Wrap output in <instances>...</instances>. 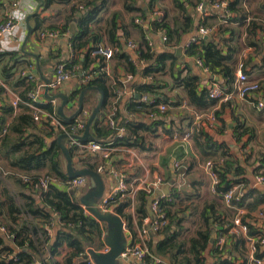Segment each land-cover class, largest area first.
I'll return each mask as SVG.
<instances>
[{
    "label": "trees",
    "instance_id": "1",
    "mask_svg": "<svg viewBox=\"0 0 264 264\" xmlns=\"http://www.w3.org/2000/svg\"><path fill=\"white\" fill-rule=\"evenodd\" d=\"M143 1L145 5L139 6L137 0H125V9L140 15L144 20L147 18L148 12L150 13L155 9L154 5L157 0ZM215 1L211 0V3ZM175 2L176 6L183 11V19L179 20L178 16H175L172 18L173 25L168 18V11L165 9H161L164 11L163 17L150 21L151 28L144 27L142 23H136L135 17H133L132 22L136 24L135 26L140 32L136 58L131 53L123 52L122 50V43L120 37L117 35L119 28L117 25V13L113 14L105 22L108 27V42L97 41L89 45L93 34V23H99L102 20V17L99 18V16L104 3L97 4L93 0L79 2L71 7V14L68 15L65 24L60 26V28L57 26L51 27V29L59 28L63 32H68L71 21L77 20L78 29L70 37L73 56L66 61V67L72 69L75 66L77 70V65L83 61L82 68L85 75L97 73L87 83H82V86H99L105 92L104 103L91 127L94 140L100 144L111 145L118 149L135 146L145 148L146 145L143 135H141L142 132L149 131L155 133L160 126H163L164 131L172 134L173 128L165 127V114L167 111L164 114H158L150 120L145 118L131 120L122 115V112L119 110L117 114V118H120L119 124L126 128L125 134L121 136L117 134L115 128L105 123L104 118L107 114L108 106L112 104L115 96H117V91L126 87H130L135 91L132 99L126 103L125 109L129 113L142 112L146 116L153 110H157L156 106L160 103H165L168 106L176 104V102L168 99V96L163 91L168 83L163 82L156 76L158 73L166 70L169 61H174L177 57L173 51L167 48L163 51L155 49L150 44V35L159 31L163 32L167 37L165 43L169 47L176 48L186 33L196 35L199 27L206 25L202 16H198L199 12L196 7L200 2H204L207 7L209 0H200L194 5V9L187 8L186 3L180 0H175ZM226 2L227 11L231 10L234 12L237 10V6L240 5L241 0H226ZM213 13L214 16L217 15L218 17L221 14L219 11H213ZM242 17L244 18L246 15ZM230 19L231 21L233 20L232 17ZM230 19L226 21L230 22ZM257 27L262 30L264 38V24L262 22L256 24L254 21L252 30L255 31ZM220 29L221 31H226L229 28L221 25ZM234 33L232 31V34ZM93 36L94 38H98L95 34ZM221 41L224 43L228 42L227 51H225L223 43L216 44L214 41H208L201 37H197V41L190 42L184 49L189 55L196 56L202 60L204 67L208 68L212 76V83H221L226 87V91H231L236 79L235 58L241 46L234 40L233 35L222 37ZM100 43H107L111 47H119L121 50L119 56L123 60L121 64L125 67L127 73L133 74L134 77L140 74L145 80L142 83H126L124 80L118 78L113 83H110L108 73L102 70L107 65L106 59L102 55H92L93 50ZM261 44L262 42H257L258 46H261ZM84 48H87V51L84 54V59L81 60L78 53ZM116 52L115 50L113 57ZM251 60L252 58L247 59L245 64L247 65ZM170 69L174 75L172 66ZM149 77L151 79H148ZM175 81L185 89L188 95L187 102L201 111H207L211 105L219 101L210 96L207 86L200 88V80L197 75L189 73L182 76V70H178ZM17 85H23L22 90L19 92L23 101H30L29 94L36 91L37 85L35 81L24 78L20 82H17ZM4 91L5 89L0 86V95ZM146 92L154 96L153 102L141 101L140 98L137 99L135 97L137 93L143 94ZM79 93L80 89L76 90L74 93L75 97ZM111 98L113 99L112 101ZM0 100L2 101L0 103V130L6 126L8 129L0 142V227L6 229L5 234L14 243L12 246L6 245L2 235H0V264H34L35 260H40L42 264H74L76 260L84 264L85 258L88 257L87 250L89 247L100 249L105 245L103 236L106 228L105 225L79 204L76 191L72 193L65 186L69 177L66 174V160L57 141L60 133L47 120L36 121L32 109L23 102H20L18 107H15L7 97H1ZM40 106L49 111H53L54 109V105L51 103H41ZM215 112L218 118H220L218 111L215 110ZM12 114H15L14 118L9 121V117ZM191 125L192 117L189 127ZM177 131L182 132L183 129ZM196 136H205L206 138L205 144L200 146V150L204 156L212 158L217 156L209 160L214 161L215 170L219 174L220 181L217 185L219 194L222 196V193L228 191L234 184H242L244 186L242 197L239 200L233 199L231 205L235 208H245L247 210V213L242 216V220L243 223L248 225L251 235H264L258 231L259 225L255 222L256 220L252 215L264 203V192L258 187H250V180L245 176V169L241 163L237 160L227 159L225 151H220L221 146L215 143L207 130L203 129L201 132L195 133L192 138L195 139L197 138ZM209 149L212 152L208 153ZM70 151L73 158H75L74 148H70ZM220 158L225 159V161L222 159V163L219 162ZM80 160H83V165L95 170L98 169L97 165L91 163L89 158L81 157ZM5 171L11 172L9 176L13 180L10 179L21 190H16L6 183L5 179L1 176ZM22 175L29 176V180H24ZM42 175H51L58 181L50 183L44 189L39 184V178ZM122 197L124 196L118 195L115 203L119 202ZM149 197L150 195L146 190L139 189L137 191L134 202L140 227L143 226L144 219L149 216L147 210ZM176 197H178V193L175 188L168 197L160 200L161 207L166 213L169 224L158 232V234L164 235L163 238L157 237V239L149 242V250L151 254L162 259L170 254L171 261L175 264H205L206 258L204 253L208 244L212 241V231L215 228L209 222L208 213L210 211L212 214H215V207L214 205H210L205 208L203 217L208 227L205 230L198 231L199 237L182 239L181 236L184 228L182 218L178 215V212L173 213L171 211V206L175 204L174 200ZM132 203L131 198L123 199L116 207L117 213L125 218H129L131 214L127 213L126 209ZM223 218L220 214L215 221L223 220ZM49 228H51V231ZM238 242L244 244L243 253L245 255L248 250L246 239H240ZM65 247L69 251L61 261L58 259V256ZM258 247L260 249L261 245L259 244ZM214 252L218 253V248ZM262 254L258 250L257 255L261 256ZM38 255H41V258ZM148 260L152 261V257L148 256ZM227 262L220 264H227ZM156 264L166 263L162 261Z\"/></svg>",
    "mask_w": 264,
    "mask_h": 264
},
{
    "label": "crops",
    "instance_id": "2",
    "mask_svg": "<svg viewBox=\"0 0 264 264\" xmlns=\"http://www.w3.org/2000/svg\"><path fill=\"white\" fill-rule=\"evenodd\" d=\"M15 1L19 2L17 7L13 6V2ZM84 1L86 0H0V23H2L9 14L19 19V26L16 32L9 36L10 42L8 45L13 47V49L10 51L0 50V77L7 86L5 91L1 93L0 98L7 97L11 102L13 96L19 94L23 85L18 86L17 82H20V80L24 78L26 79V77L22 75V71L26 70L36 75V91L39 89L40 103H51L57 111L58 106L62 103V99H54L55 101H53L48 99V97L57 93L66 94V92L69 91L70 101L74 105H67L64 112L67 116H72L75 113L78 107L79 95L75 97L74 93L76 90L81 89L83 85V77L79 75L80 72L84 73L82 68L83 61L77 65L76 74L70 80L63 83L58 89L49 90V93L46 94L45 89L40 88L41 83H46V80L51 81L56 78L55 67L59 61L66 62L73 56L70 44L72 33L69 30L68 33L56 38L47 37L41 39L39 37V32L44 29H51L52 26L60 28V26L66 23L68 15L71 14V7L76 5V3ZM137 1L139 6L145 5L143 0ZM180 1L186 3L187 8L194 9V5L200 0ZM36 2L38 6L35 7L34 4ZM93 2L97 4L104 3L99 18H103L104 16L107 18L113 16L115 13L118 14L117 25L119 28L117 35L120 37L122 50L123 52L126 51L131 53L136 58L137 42L140 38V32L132 20L133 17H135V21L137 19H142L140 15L126 10L125 0H93ZM190 3L193 4L190 5ZM154 7L168 11V18L171 20L172 25V18L175 16H178L179 20L183 19V11L176 6L175 0H157ZM263 7L264 0H241L240 5L237 6V10L234 12L228 10L226 14L227 20L231 17L233 20L231 21L230 19V22H222L220 15L219 17L217 15L214 16L212 3L211 0H209L206 7L208 11L207 15L202 16L199 13L198 16H202L207 26H212L214 28L211 35L212 39L209 41H214L216 44L223 43L225 51L228 50V42H222V37H230L233 35L234 40L240 44L241 48L237 52L235 58L236 76L238 74L237 65L239 61L244 60L245 62L247 59L252 58L250 63L247 65L245 64L246 71L252 81H256L260 84L259 97L264 99V38L260 28L257 27L255 31L252 30L254 21L256 24L261 22L264 24ZM243 15H246V17L243 18ZM151 20L148 14L147 18L144 19L142 23L144 27L151 28ZM73 21L74 20H72L71 23ZM136 23L138 22L136 21ZM221 25L229 29L221 31ZM107 30L108 27L106 23L103 26L98 23H93V34L97 35L98 38H94L92 34L89 45L97 41L108 42ZM232 31L235 33L232 34ZM163 34L164 33L160 31L152 33V35H150V44L153 45L155 49H158V51H163L167 48L173 51L177 57L176 60L169 61L166 70L158 73L156 76L163 82L168 83L163 91L168 96V99L172 102H176V104L169 106L165 114V127H172V134L164 131L163 126H160L155 133L149 131L141 133L145 141V148L135 146L128 149L123 148L115 150L111 153L108 160H103L99 153L89 154L85 157L86 159L89 158L91 163L96 164L97 168L102 163L105 164V169L101 172L106 182L105 194L109 193L117 185L119 177H123L128 183L130 193L122 197L112 208L116 211V207L125 198H131L133 201L132 205L126 209V212L130 213L131 216L129 218L122 216L125 221L124 231L127 235L129 244L142 243L144 246H148L149 242L153 239H157V237L163 238L164 236L163 234H154L153 232H150L147 236L142 235L134 202L140 184L145 181H153L157 176H162L165 181L161 190L171 181L173 183L170 185L169 194L173 192V189H177L178 197L175 198V204L171 206V211L173 213L178 212V215L182 218L184 228L181 238L190 239L192 237H199L198 231L205 230L208 227L203 217V212L207 206L214 205L215 214L209 211L208 216L211 226L213 228L215 227L212 231L215 238L214 241L208 244L205 250V264H220L226 261H228L227 264H237L244 260L247 255V252L245 255L243 253L244 244L238 242L240 239H245L244 235L242 233L237 235L231 232L233 218L237 214V209L228 205L221 194L215 193L212 190V179L205 169V162L217 156L214 158L207 157L201 152L200 146L205 144V136H196L197 138L195 139L192 138L188 142V145H183L173 138V133L175 131L179 129L184 130L190 126L192 117L184 106V103L188 100V95L183 86L180 84L178 85L175 81L178 70H182V76L189 73L197 75L200 80V88L204 86L209 88L212 83V76L205 67L199 65L196 56H191L185 52L184 46L193 35L192 33H186L182 37L181 43L176 46V48L169 47V45L163 41ZM129 41L136 43L137 46L135 48L130 47L128 44ZM257 42H262L261 46H258ZM179 47L183 48L182 57L176 55L177 48ZM113 48L117 51L115 56L110 60H106L110 83H113V81H116L118 78L125 80L129 74L121 64L123 61L119 56L121 50L117 46ZM86 51L87 48L79 51L78 55L81 60L84 59ZM171 66L175 76L171 72ZM144 80L145 79L138 74L130 82L142 83ZM8 89L11 92H8ZM123 90L125 92L121 96L119 105V110L122 112V115L131 120L145 118V114L142 112L129 113L125 109L126 103L132 99L134 94L131 93L133 89L130 87L123 88ZM136 95L137 94H135V97ZM99 98V91H89L87 93L84 108L88 109L90 112L89 117L93 108L98 103ZM257 99L258 96L256 98L255 95H247L243 99L234 98L231 102L218 101L211 105L208 110L215 109L218 111L220 117L219 121L222 126L221 130L218 132L207 131L208 134L212 136L215 143L221 146L220 151H225L227 159L237 160L241 163L245 169V176L250 180V187H258L264 192V185H255L254 183L257 173L264 174V110L256 108L255 102ZM112 100L111 98V101ZM180 100H182L183 103L180 102ZM0 103H2L1 100ZM14 115L15 114H12L9 117V121L14 118ZM210 150L211 149L208 150V153L212 152ZM73 159L77 168L85 166L82 164L83 160H80L81 157L75 156ZM222 159L223 158H220L219 162L222 163ZM176 161L180 163L179 167H175L174 164ZM223 161H225V159H223ZM5 172L6 174L4 173L1 176L5 179L6 183L16 190H21L18 185L13 184V179L9 176L11 172ZM59 186L63 188L61 184H59ZM88 188L89 181L79 190L85 192ZM79 190L77 189L76 192ZM76 196L78 197L79 204H81L79 196L77 194ZM244 213H247L246 209ZM220 214L224 217L223 220L215 221ZM252 215L256 220L255 222L259 225L258 231L264 234V203L261 204ZM102 224L105 225L104 223ZM1 233L3 232L0 231V235ZM220 237H224V242L221 245L218 244ZM6 238L11 242V246L14 245L10 238L7 236ZM104 238L105 234L103 236V241ZM3 239L5 244L8 245L5 238ZM105 248L106 246L103 245L100 249H95L102 251V249ZM217 248L218 253L214 252ZM260 249L261 254L264 252V246H261ZM68 251L69 249L65 247L59 254L58 259L62 261ZM170 256L169 254L161 259L166 264H175L172 263ZM126 264H137V260L131 259Z\"/></svg>",
    "mask_w": 264,
    "mask_h": 264
},
{
    "label": "built area",
    "instance_id": "3",
    "mask_svg": "<svg viewBox=\"0 0 264 264\" xmlns=\"http://www.w3.org/2000/svg\"><path fill=\"white\" fill-rule=\"evenodd\" d=\"M19 5L18 1L13 2V6L17 7ZM34 6H38V3L36 2ZM227 2L226 0H216L212 3V9L213 11H219L221 12L220 19L221 21H226V14L228 11L226 10ZM197 11L202 16L207 15V9L204 4V2H200L197 4L196 7ZM151 17V19H156L163 17L164 11L161 10V8H155L152 12L148 13ZM138 23H143V19H137ZM19 26V19L18 17L15 18L14 15L9 14L6 19L0 23V50L2 51H10L13 49V47H10L8 44L10 42L9 36L13 35L17 28ZM212 27L207 25H201L196 33V35H192L189 41L185 44L184 48L193 41H197V37L203 38L207 35H212L213 32ZM68 32H63L61 29H44L39 32V37L41 39H45L47 37L50 38H56L60 35H64ZM163 41L165 42L167 40V37L163 34L162 36ZM129 46L135 48L137 46L136 43H133L132 41H129ZM8 45V47H7ZM115 49L108 45L107 43H100L92 52V55H102L106 60H110L113 58ZM199 65L203 66V62L201 59L197 60ZM207 71L208 68L205 67ZM56 70V78L54 80H51L48 83H41L40 88L49 90H56L58 89L63 83L70 80L77 72L76 67L74 66L72 69L66 67V62L59 61L56 64L55 67ZM102 70L108 71L107 66L103 68ZM22 75H24L28 80L30 81H36V75L30 71H22ZM94 75H97L96 72H94L92 75H83L82 81L83 83H87L90 78H92ZM134 78L133 74H128L127 78L124 80V82H130ZM148 79H151L149 77ZM0 86L4 89L7 88L6 84L0 77ZM259 91H260V84L256 81H252L249 77V74L245 70V62L244 60L239 61L238 63V74L236 76L234 87L231 91H226V87L223 86L221 83L213 82L211 83L209 87V93L212 98H216L221 102H228L231 101L234 98H240L243 99L247 95H255V97L258 99L256 100V108L259 110H264V99L259 97ZM8 92H11L8 89ZM125 91L123 89H119L117 91V96H115L112 104L109 106L107 114L105 115V123L111 126L112 128H115L117 130L118 135H123L126 132V128L123 125L119 124L120 118H117V114L119 111V105H120V99ZM132 94L135 93L134 90L131 91ZM138 94V93H137ZM31 100L26 102L23 101V99L20 97V95L13 96L12 104L15 107H18L20 102H23L28 107H30L33 111L34 119L38 122H41L42 120H47L50 125H53L55 130L58 133H67L68 135H80L84 132L90 112L88 109L83 108L80 113L72 120H69V122H66V120L62 119L56 111V108L54 107L53 111H49L47 109H44L42 106H40L39 101V89L37 91H33L30 94ZM140 100L145 102H153L154 96L149 93H143L140 94ZM137 98V97H136ZM138 99V98H137ZM55 101V100H53ZM185 108L190 112L192 115V125L189 128H185L182 132L175 131L173 133V138L175 140L179 141L183 145H188L189 141L192 139L193 135L195 133L201 132L203 129L209 130V131H219L220 130V121L218 116L216 115L215 109L207 110V111H201L193 106H191L188 102L184 103ZM169 106L165 103H160L156 106L157 110H153L151 113L147 114L145 116V119H153L158 114H164L168 110ZM8 129L7 126L4 127L2 130H0V142L3 136L7 133ZM67 146L70 148H74L76 156L79 157H85L89 154H97L99 153L103 160H108L111 156V153L115 150H119L117 147H113L111 145H103L95 140H89L86 142L77 140L73 137H70L67 141ZM128 149V148H126ZM175 167H179L180 163L178 161L175 162ZM105 169V164L102 163L98 167V171L101 173ZM205 169L207 170V173L210 175L212 179L211 188L215 193H219L217 190V185L220 181L219 174L215 170V163L213 160H207L205 162ZM6 174V172H4ZM24 180H29V176L22 175ZM58 181L55 177L51 175H42L39 178V184L46 189L50 183ZM89 179L85 176H77L75 178H69V180L66 181L65 186L67 189H81L83 188ZM164 178L162 176H157L156 179L153 181H145L144 183L140 184L138 187L139 189H144L148 192L150 197L157 194L160 190L162 185L164 184ZM255 185H264V174L263 173H257L255 175L254 179ZM242 184H234L228 191L222 193L223 199L228 205H231V201L233 199L239 200L243 193ZM80 191V190H79ZM128 193H130L129 185L126 182V180L123 177H119L117 185L107 194H105L99 202V208L102 211H113L116 212L112 206L115 204L116 197L118 195L125 196ZM169 194H162L160 196H157L153 203L151 204L152 211L154 213V216L149 215L146 217L143 221V226L141 227V233L143 236L149 235L150 232L157 233L164 228L166 225L169 224V220L166 217V213L161 207L160 200L162 198L168 197ZM149 197V198H150ZM84 209L89 212L86 207L82 204ZM232 206V205H231ZM237 214L233 218V227L231 229V232L234 234L242 233L248 243V250L247 255L244 260L238 262L237 264H264V252L261 256L257 255L258 250L261 252V249H259V244L261 246H264V235H258L254 236L251 235L249 232V227L247 224L243 223L242 216L245 214V208H236ZM90 213V212H89ZM91 214V213H90ZM92 215V214H91ZM58 217V216H56ZM54 224V222H52ZM51 231V228H49ZM1 232L4 234L6 233V229L4 227H1ZM8 238L9 236L6 235ZM224 242V237H220L218 240V244H222ZM108 247L105 249H102L103 252L107 251ZM88 257L85 258L84 264H94L93 258L91 256V253L89 250H87ZM122 258H132L134 260H137V264H156L159 262H162V259L151 254L149 247L144 246L142 243H134L129 244L125 250L121 254ZM148 256L152 257V261L148 260ZM34 264H42L40 260H35ZM74 264H81L79 261L76 260Z\"/></svg>",
    "mask_w": 264,
    "mask_h": 264
},
{
    "label": "water",
    "instance_id": "4",
    "mask_svg": "<svg viewBox=\"0 0 264 264\" xmlns=\"http://www.w3.org/2000/svg\"><path fill=\"white\" fill-rule=\"evenodd\" d=\"M70 32L74 34L77 30L76 28V20H74L71 23V26L69 28ZM206 40H211L212 36L207 35L203 37ZM182 51L183 48L179 47L177 48L176 55L179 57H182ZM79 75L83 77L84 73L80 72ZM50 82V80H46V83ZM46 94L49 93V89H45ZM89 91H99L100 98L98 100V103L93 108V111L88 119L86 128L84 132L80 135H68L67 133H61L57 137V141L62 149L64 158L66 160V174L69 178H75L77 176H85L89 179V188L87 191H78L76 194L79 196V200L81 204H83L86 209L100 222L104 223L106 225L105 230V238H104V244L106 247H108V250L98 251L94 247H89V252L91 253V256L93 258L94 264H126L128 261H130L132 258H122L121 254L125 250V248L129 245L127 235L124 231L125 229V221L123 217L118 214L117 212L113 211H102L99 208V202L100 199L105 195L106 191V182L104 179V175L100 173L98 170L92 169L90 167L84 166L77 168L75 166V162L73 159V156L71 154V151L69 147L67 146V141L70 137H73L77 140L86 142L89 140H94L93 133L91 131L92 124L96 117L98 116L101 107L105 100V92L102 88L95 86V85H86L82 86L80 89L79 97H78V107L75 111V113L72 116H67L64 112V109L67 105L73 106L74 104L70 101V92H66V94L63 93H57L52 96H49L48 99L54 100V99H62V103L57 108V114L64 120L69 121L74 119L80 111L84 108L85 102H86V96ZM140 94L138 93L136 95L137 98H140ZM173 182H169L166 187L163 188V190H160L157 194L153 195L148 199V205L147 210L149 215L154 216V213L151 208V204L153 203L154 199L157 196H160L162 194H169L170 192V185ZM75 189H71L72 193H75ZM3 238L7 241L6 243L8 245L11 244V242L6 238L5 234L1 233ZM214 235H212V241H214ZM39 258H41V255H38Z\"/></svg>",
    "mask_w": 264,
    "mask_h": 264
},
{
    "label": "rangeland",
    "instance_id": "5",
    "mask_svg": "<svg viewBox=\"0 0 264 264\" xmlns=\"http://www.w3.org/2000/svg\"><path fill=\"white\" fill-rule=\"evenodd\" d=\"M76 4H77V3H76ZM108 18H109V17L106 18V17L104 16V17L102 18V20H101L98 24L101 25V26H103ZM8 185H9V184H8Z\"/></svg>",
    "mask_w": 264,
    "mask_h": 264
}]
</instances>
